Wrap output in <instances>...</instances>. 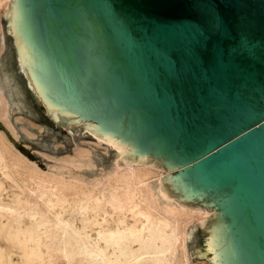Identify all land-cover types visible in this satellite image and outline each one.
<instances>
[{"label": "water", "instance_id": "water-1", "mask_svg": "<svg viewBox=\"0 0 264 264\" xmlns=\"http://www.w3.org/2000/svg\"><path fill=\"white\" fill-rule=\"evenodd\" d=\"M0 95L29 150L88 129L170 171L193 260L264 264V0H9ZM54 173V172H53Z\"/></svg>", "mask_w": 264, "mask_h": 264}, {"label": "bare ground", "instance_id": "bare-ground-1", "mask_svg": "<svg viewBox=\"0 0 264 264\" xmlns=\"http://www.w3.org/2000/svg\"><path fill=\"white\" fill-rule=\"evenodd\" d=\"M5 114L0 95L12 131ZM65 161L54 173L40 169L0 131V264H189L187 227L199 210L159 188L161 169L116 159L88 178L72 169L92 166L87 150Z\"/></svg>", "mask_w": 264, "mask_h": 264}, {"label": "rangeland", "instance_id": "rangeland-1", "mask_svg": "<svg viewBox=\"0 0 264 264\" xmlns=\"http://www.w3.org/2000/svg\"><path fill=\"white\" fill-rule=\"evenodd\" d=\"M4 9H3V11H4ZM2 12L0 13V19H1ZM0 27H1V21H0ZM0 43L4 45L2 28H1V32H0ZM0 123L5 127V129L9 132V134L11 136H12V134L14 132L16 135L13 134V136H14L13 139L14 140L16 139L15 141H18L17 130L13 127V125L8 121L9 125L11 126L10 128L13 129L11 131L9 129V127H7L5 125V123H3L1 120H0ZM0 131H2V130L0 129ZM6 138H8V137L6 136ZM71 142H72L71 150H70V152L65 153V154L54 155V154H51V153H48V152H44V151H41V150H37V149H34V148H31L29 150V153H31L34 157H36L44 165L48 166V168H50L52 171H55V168L58 165L66 163L65 159L70 158V157H72L74 155L75 150H77V149L87 150L89 158L92 161V166L90 168L89 167H86V168H84V167L75 168L74 167L72 169L75 170V171L80 172L81 175H83V176L85 175V177L87 176L88 178H93V177H95L98 174L99 171H104V170L108 169L110 167V165L116 159L119 160L120 166H123L126 161H131L133 159L129 155H119V152L117 151V149L115 147L107 146L96 135H94L91 131H89L87 129H83V130L77 132L76 134L72 135L71 136ZM13 146L16 147L14 144H13ZM16 149L19 150L18 148H16ZM19 152H21V151L19 150ZM24 156L29 161L34 162L33 160L29 159L25 154H24ZM62 158L64 159L65 162L63 161ZM59 159H60V161H59ZM36 165L40 169H43L38 164H36ZM54 165L55 166L57 165V166L53 167ZM43 170H45V169H43ZM175 170L176 169H173V170H170V171L161 170L162 174L160 176V179H161V177H164V176H166L168 174L173 173ZM160 179H159V183H160ZM173 202H176V201L173 200ZM176 203H178V202H176ZM215 211H216L215 209L211 210V211H208L207 209H199V212L197 211L195 213V217H194L195 222L190 223L188 225V227H187V235H186V238H187L186 239V251L187 252H186V254L188 255L187 257L189 259V264H211V263H209V262H207L205 260H193L191 254H190V251H189L187 246H188V242H189V238H190L191 229H192L193 224H196L199 220L209 218L211 213H213ZM202 212H206V214H203ZM200 213H202V215H200Z\"/></svg>", "mask_w": 264, "mask_h": 264}]
</instances>
